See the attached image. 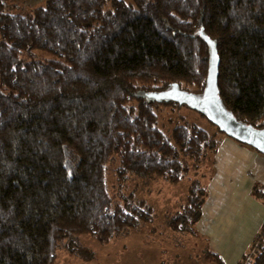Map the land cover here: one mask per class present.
I'll list each match as a JSON object with an SVG mask.
<instances>
[{
    "label": "trees",
    "instance_id": "1",
    "mask_svg": "<svg viewBox=\"0 0 264 264\" xmlns=\"http://www.w3.org/2000/svg\"><path fill=\"white\" fill-rule=\"evenodd\" d=\"M12 3L0 0V264H55L67 239L106 243L150 221L145 201H114L113 158L121 179L177 182L218 150L227 135L214 124L169 135L158 114L187 105L157 97L173 87L204 93L210 42L222 103L264 128V0ZM209 192L194 182L173 223L196 224ZM247 264H264V243Z\"/></svg>",
    "mask_w": 264,
    "mask_h": 264
},
{
    "label": "rangeland",
    "instance_id": "2",
    "mask_svg": "<svg viewBox=\"0 0 264 264\" xmlns=\"http://www.w3.org/2000/svg\"><path fill=\"white\" fill-rule=\"evenodd\" d=\"M5 1L9 4L16 1L19 5L24 0ZM25 1L32 5L44 2V0ZM158 114L160 116L159 126L169 135L174 126L190 123L198 124L210 133L214 132L211 121L200 111L187 105H162L158 108ZM215 152L208 154L206 159L197 163L194 160H188L183 176L177 182L167 180L161 175L148 177L129 175L127 179H121L117 172L119 159L118 157L113 158L109 163L108 182L114 201L121 203L130 198L138 202L145 201L147 206L152 209L150 221L141 223L137 229L120 231L106 243L86 234L77 235L74 239H67L61 244L55 264H132L134 261H140L143 264H209L205 259L208 254L206 251L208 249L215 251L216 244L213 239H206L198 233L200 220L196 224L190 222L187 226L183 223L176 226L173 221L184 213L189 189L194 182L200 181L202 184H208L210 192L205 203L211 201V194L217 191L215 189L217 182L211 187L209 186V182H212L214 177L212 171ZM223 177L225 180L233 178L234 182L229 188L230 195L223 198L231 204L223 209L222 219L226 221L230 215L235 213L245 220L251 219L252 217L249 218L251 215L264 219L263 176L260 179L257 177L255 182L251 179L246 181V183L252 184V196L256 197V202L263 206L261 210L254 208V213L252 210L254 199H251L252 197L245 198L242 191L235 190L236 185L245 186V181L240 179L241 174L234 170L232 173H223ZM220 196L219 194L217 198ZM236 201H239V204H236ZM234 210L236 211L234 212ZM202 217L203 210L201 219ZM255 218L251 222H255ZM243 231V229L233 228L223 245L232 249H240L246 245L248 239L237 235L242 234ZM262 243H264V224L258 231L253 245L250 249L248 247L249 250L240 257L238 264H247L252 261Z\"/></svg>",
    "mask_w": 264,
    "mask_h": 264
},
{
    "label": "crops",
    "instance_id": "3",
    "mask_svg": "<svg viewBox=\"0 0 264 264\" xmlns=\"http://www.w3.org/2000/svg\"><path fill=\"white\" fill-rule=\"evenodd\" d=\"M234 170H237L242 176L240 177V179L245 181V186L236 185L237 187L235 188V190L242 191L245 198L252 197L251 199H254V201H252L254 205V207H252L253 213L254 208H258L259 210H261L263 206H260L256 202L255 196H252V184L246 183V181L247 179H251L255 182L257 177L258 179H260L263 176L262 184L264 186V155L248 145L242 144L234 139L227 137L223 139L220 148L215 152L214 155V166L212 171L214 177L212 179V182H209V186L211 187L217 182V185L215 186V189H217V191L211 194V201L205 203L203 207V217L198 222V233H200L206 239H213L214 244H216V246L214 247L215 251L223 256L226 264H238L240 257L250 249L251 245H253L258 231L264 224V219L262 218H255L253 215H251L249 216V218L252 217L251 219L245 220L240 218L238 216V213L230 215L229 219H227L226 221L222 219L223 216L221 215L223 214V209L231 204L228 202V200L225 201L223 198L226 195H230L229 188L233 185L232 182H234L233 178H227V180H225V178L223 177V173H232ZM253 173H255L256 175H254ZM219 194L221 196L217 198ZM213 197H215V199H212ZM236 204H239V201H236ZM235 211L236 210H234V212ZM212 213L213 215H211ZM253 218H255V222H251ZM233 228H237L240 230L243 229V233L237 235L248 239L247 244L242 246L240 249H232L228 246L223 245L225 239L233 230ZM132 264L143 263H141L140 261H134V263Z\"/></svg>",
    "mask_w": 264,
    "mask_h": 264
},
{
    "label": "water",
    "instance_id": "4",
    "mask_svg": "<svg viewBox=\"0 0 264 264\" xmlns=\"http://www.w3.org/2000/svg\"><path fill=\"white\" fill-rule=\"evenodd\" d=\"M210 44L213 50L204 93L198 96L173 87L162 93L160 97L187 104L189 107L203 112L211 123L228 137L244 143L264 155V128L258 129L238 120L222 103L218 87L219 58L213 43L210 42Z\"/></svg>",
    "mask_w": 264,
    "mask_h": 264
}]
</instances>
